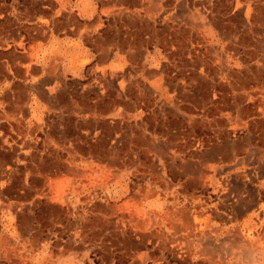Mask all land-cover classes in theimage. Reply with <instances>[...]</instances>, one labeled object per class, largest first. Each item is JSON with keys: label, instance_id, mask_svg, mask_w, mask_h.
<instances>
[{"label": "crops", "instance_id": "crops-1", "mask_svg": "<svg viewBox=\"0 0 264 264\" xmlns=\"http://www.w3.org/2000/svg\"><path fill=\"white\" fill-rule=\"evenodd\" d=\"M0 264H264V0H0Z\"/></svg>", "mask_w": 264, "mask_h": 264}, {"label": "bare ground", "instance_id": "bare-ground-1", "mask_svg": "<svg viewBox=\"0 0 264 264\" xmlns=\"http://www.w3.org/2000/svg\"><path fill=\"white\" fill-rule=\"evenodd\" d=\"M208 152H209V151H208ZM210 152L212 153V151H210ZM216 152H217V151H216ZM206 153H207V152H206ZM211 153H210V154H211ZM164 154H165V153H164ZM208 154H209V153H208ZM212 156H213V154H211L210 157H212ZM183 167H184V166H183ZM184 169H185V168H184ZM237 172H238V171H237ZM199 181H200V180H199ZM240 188H241V187H240ZM255 190H256V189H255ZM255 190H254V191H255ZM259 190H260V189H258V191H259ZM260 194H262V193H260ZM257 195H259V194L257 193ZM253 198H254V197H253ZM221 208H223V207H221ZM226 208H227V207H226ZM228 208H229V207H228ZM237 209H239V207H238ZM241 210H242V209H241ZM241 210H240V211H241ZM243 210H244V209H243ZM178 211H179V210H178ZM241 212H242V211H241ZM183 213H185V212H183ZM186 213H187V212H186ZM186 213L183 214V215L185 216ZM176 214H177V213H176ZM237 214H239V212H237ZM168 215H169V214H168ZM220 215H221V214H220ZM184 216H183V217H184ZM186 216H188V215H186ZM238 216H239V215H238ZM239 217H240V216H239ZM134 218H135V217H134ZM134 218H133V219H134ZM185 218H186V217H185ZM189 218H191V217H189ZM167 219H168V218H167ZM188 220L190 221V219H188ZM201 220H202V219H201ZM249 220H250V218H248V221H249ZM196 222L198 223V227L200 228V225H201V224L199 223V220L197 219ZM152 223H153V222H152ZM154 223H155V222H154ZM139 224H140V223H139ZM188 224H189V223H188ZM137 225H138V224H137ZM149 225H150V224H149ZM190 225H191V224H190ZM195 225H197V224H195ZM177 227H178V226H177ZM180 227H181V226H180ZM193 228H195V226H193ZM193 228H192V229H193ZM235 228H236V227H235ZM235 228H234V229H235ZM175 229H177V228H175ZM179 229H181V228H179ZM232 231H233V230H232ZM237 231H238V230H236L234 233H236ZM152 232H153V231H152ZM154 233H156V232H154ZM157 234H159V233H157ZM232 234H233V233H232ZM232 234H231V236H232ZM159 235H160V234H159ZM159 235H158V236H159ZM238 235H239V234L237 233V236H238ZM224 236H225V235H224ZM160 237H161V236H160ZM208 237H209V236H208ZM234 238H235V237H234ZM168 239H169V238H168ZM225 239H226V238H225ZM232 239H233V237H232ZM235 239H236V238H235ZM238 239H240V237H239ZM220 240H221V238H220ZM228 240L230 241V242H228V243H231V238L228 239ZM228 240H227V241H228ZM211 241H213V240L211 239ZM167 242H168V241H167ZM184 242H185V241H184ZM234 242H235V241H233V243H234ZM245 242H246V241H245ZM203 243H204V242H203ZM204 244H206V243H204ZM216 244H217V243H216ZM226 244H227V243H226ZM235 244H236V242H235ZM138 245H139V244H138ZM206 245H208V244H206ZM210 245H212L211 242H210ZM218 245H219V244H218ZM221 245H222V244H221ZM221 245H219V247H220ZM242 245H243V243H242ZM133 246H134V244H133ZM168 246H169V245H167V247H168ZM212 246H213V245H212ZM212 246H211V247H212ZM227 246H228V248H229V245H227ZM235 246H236V245H235ZM167 247H166V248H167ZM208 247H209V246H208ZM216 247H217V246H216ZM219 247H218V248H219ZM236 247H237V246H236ZM223 248H224V249L227 248L226 245H225V247H223ZM246 248H247V247H246ZM205 250H206V249H205ZM213 250H215V249H213ZM226 250H227V249H226ZM229 250H230V249H229ZM245 250H246V249H245ZM221 251H222V250H221ZM221 251H220V252H221ZM250 251H251V250H250ZM172 252H173V251H172ZM186 252H187V251H186ZM225 252H226V251H225ZM235 252H236V251H235ZM247 252H248V251H247ZM209 253H210V252H209ZM245 253H246V252H245ZM245 256H246V255H245ZM211 257H213V256H211ZM213 258H214V257H213ZM211 259H212V258H211ZM214 259H215V258H214ZM212 260H213V259H212ZM221 261H222V260H221Z\"/></svg>", "mask_w": 264, "mask_h": 264}]
</instances>
